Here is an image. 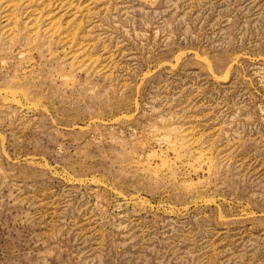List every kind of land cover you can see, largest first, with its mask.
Wrapping results in <instances>:
<instances>
[{
  "label": "rangeland",
  "instance_id": "rangeland-1",
  "mask_svg": "<svg viewBox=\"0 0 264 264\" xmlns=\"http://www.w3.org/2000/svg\"><path fill=\"white\" fill-rule=\"evenodd\" d=\"M0 264H264V0H0Z\"/></svg>",
  "mask_w": 264,
  "mask_h": 264
}]
</instances>
